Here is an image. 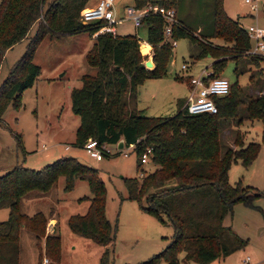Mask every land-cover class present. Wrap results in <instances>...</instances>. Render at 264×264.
<instances>
[{
	"label": "trees",
	"instance_id": "obj_1",
	"mask_svg": "<svg viewBox=\"0 0 264 264\" xmlns=\"http://www.w3.org/2000/svg\"><path fill=\"white\" fill-rule=\"evenodd\" d=\"M88 0H0V66L5 51L27 36L36 25L26 50L10 67L0 83V120L11 103L19 105V95L31 86L39 75L40 67L33 55L42 38L88 31L93 34L103 20L83 22L80 11ZM175 0H136L135 7L151 3L174 8ZM175 9V8H174ZM171 36H189L201 46L200 56L215 58L210 75L218 73L227 57L248 55L255 63L264 58L249 53L251 41L245 28L230 18L223 9V0H213V27L201 38L190 35L178 19ZM146 26L145 40L151 44L153 68H146L147 59L140 51L136 33L119 34L100 32L94 36L86 53L88 64L95 74H84L81 85L71 91V109L79 117L75 144L82 148L85 141L95 138L99 143L115 145L123 137L124 148L133 144L137 168L144 161L142 155L148 146L147 158L155 168L138 177H123L127 197L138 201L144 212L161 218L165 215L174 228L172 239L165 249L141 264H154L161 258L170 264H179L177 253L184 252V260L208 264L243 249L247 239L240 236L223 218L238 200L254 206L241 185L230 184L227 172L236 161L248 164L255 157L257 143L241 138L237 129L234 147L221 140V120L237 115L238 106L245 105L246 118L261 120L264 135V92L241 100L242 91L237 82L229 83L224 95H213L216 113L189 114L184 100H178V110L167 116H150L130 103L138 83L146 77H160L172 55V45L164 35V20L156 13L141 19ZM207 38L223 40L213 44ZM190 80V77H189ZM189 80L188 83H189ZM264 84V82H263ZM190 85V84H189ZM264 91V90H263ZM241 120V119H239ZM241 122V121H240ZM239 122V123H240ZM121 150L115 149L119 153ZM113 153H104L110 156ZM64 176L65 190H70L77 178L86 180L92 196L85 212L72 214L68 219L70 230L105 247L100 264H112L110 246L114 241L113 225L106 213V186L98 168L72 155H62L41 168L34 169L16 164L0 175V208H8V217L0 221V264H19V231L22 225L37 236H45V253L57 260L60 238L55 229L46 231L48 220L37 213L31 217L19 211V201L31 190L47 191ZM47 232V233H46Z\"/></svg>",
	"mask_w": 264,
	"mask_h": 264
},
{
	"label": "rangeland",
	"instance_id": "obj_2",
	"mask_svg": "<svg viewBox=\"0 0 264 264\" xmlns=\"http://www.w3.org/2000/svg\"><path fill=\"white\" fill-rule=\"evenodd\" d=\"M97 1L88 0L86 6H94ZM175 1L176 16L190 35L201 38L211 32L213 0ZM135 4L136 0H113L116 19H122L115 24L116 31L119 34L136 33L140 39H144L146 26H135L126 12L127 7ZM223 9L230 18L237 19L245 30L249 25L264 28V3L252 11L244 0H223ZM36 25L30 28L27 36L5 51L0 66V83L26 50ZM207 39L215 45L223 44V40L217 38ZM166 40L172 45L166 73L160 77L142 79L133 92L134 100L130 101L150 116L174 114L178 110V100H185L189 93V77L199 75L203 69L209 71L215 61L211 55L200 56V44L189 36L174 38L167 35ZM93 41V34L81 31L58 37L47 34L37 45L33 62L40 67L39 75L31 86L20 93L18 107L10 103L0 120V175L16 164L38 169L62 155L75 156L83 163L98 168L106 186V213L115 234L109 248L110 261L112 264H141L166 248L174 228L165 215L158 218L148 214L136 199L127 197L122 178L140 176L143 173L141 168L146 171L154 169V164L148 158L137 168L133 147H125L124 154L114 152L116 148L108 144L113 154L95 160L75 144L79 117L71 109V91L81 85L84 74L96 73V68L86 61V53ZM250 41L252 47L255 41ZM145 54L152 56L151 44ZM182 64L186 67L182 68ZM218 75L230 84L237 82L242 91L241 100L245 102L248 97L264 92V58L255 63L248 55L237 59L227 57ZM220 127L225 146L234 147L237 129L245 144H258L256 155L250 163L236 161L227 172L230 184L238 183L248 189L247 193L256 194L251 198L254 206L238 200L223 218L224 225H231L247 239L244 248L208 264H264L263 124L261 120L247 119L245 105L240 104L237 115L222 119ZM66 144L70 148L65 149ZM64 185V176H59L47 191L27 192L19 201V211L29 217L42 214L48 220L46 226L51 222L54 225L51 218L55 219L54 233L60 238L56 260L59 264H100L97 255L100 246L72 232L68 226L72 214L86 210L92 196L88 182L77 178L70 190H65ZM8 212V208H0V221L8 217ZM46 231L53 232L49 229ZM44 256L53 259L45 253V236H37L29 227L22 225L19 231V264H41ZM246 256L250 258L249 263L243 261ZM177 259L179 264H201L184 260L183 251L177 253ZM154 264L170 263L161 258Z\"/></svg>",
	"mask_w": 264,
	"mask_h": 264
},
{
	"label": "built area",
	"instance_id": "obj_3",
	"mask_svg": "<svg viewBox=\"0 0 264 264\" xmlns=\"http://www.w3.org/2000/svg\"><path fill=\"white\" fill-rule=\"evenodd\" d=\"M245 3L250 5L252 11H256L259 4H263L264 0H244ZM129 18L133 21L135 26H139L141 19L148 13H156L160 15L164 20V35H171L172 27L174 24H178V20L175 15V9L172 7L165 8L157 6L151 3L144 5L142 8H136L135 6H129L126 9ZM116 12L113 6V0H98L94 6H86L80 11V19L83 22H92L97 20H103V24L93 35H97L104 31H114V26L117 22H121V18L116 19ZM247 35L250 40H254L255 43L249 48L248 52L252 54H258L264 56V28L257 25H249ZM185 64H182V68H185ZM211 69L206 71L204 69L199 75L190 77L189 93L184 101V109L189 114L197 113H216L217 107L212 98L213 95H224L228 92L229 82L227 79L221 76H217L206 81L208 75H210ZM115 146V145H113ZM129 147H133L130 144ZM69 148V144L65 145V149ZM86 154L95 159L101 160L104 153H112V149L108 147L106 143H99L95 138H89L85 141L82 147ZM115 151V150H114ZM126 154L124 148L122 151ZM151 152V147L148 146L142 155L143 159H146L148 154ZM53 231L52 224L49 223L47 230ZM245 262H249V256L244 258ZM41 264H59L58 261L50 259L44 256L41 260Z\"/></svg>",
	"mask_w": 264,
	"mask_h": 264
},
{
	"label": "crops",
	"instance_id": "obj_4",
	"mask_svg": "<svg viewBox=\"0 0 264 264\" xmlns=\"http://www.w3.org/2000/svg\"><path fill=\"white\" fill-rule=\"evenodd\" d=\"M175 15H176V12H175ZM176 18H177V16H176ZM177 20H178V18H177ZM114 30L116 31V27L114 26ZM117 32V31H116ZM125 34H127V33H125ZM139 45L141 46V45H144V46H141L140 47V51H141V53L143 54V55H146L145 53H147L149 50H150V44L145 40V39H140L139 40ZM146 48H147V50H146ZM204 70V69H203ZM203 70H201V71H203ZM201 73V72H200ZM188 86H189V88H190V85H189V83H188ZM178 100V99H177ZM185 101V100H184ZM65 147V146H64ZM69 148H70V146H69ZM88 204H89V201H88V203H87V205H86V209H87V207H88ZM86 211V210H85ZM84 211V212H85ZM2 214V213H1ZM3 215V214H2ZM51 221H54V225H52V228H53V231H54V229L56 228V222H55V219L54 218H51ZM52 223V222H51ZM104 248L105 247H101L100 246V250H99V252H97V255H99V257H100V254L102 253V251L104 250ZM249 260H250V258H249ZM243 261H244V259H243ZM245 262V261H244ZM245 263H249V262H245Z\"/></svg>",
	"mask_w": 264,
	"mask_h": 264
},
{
	"label": "water",
	"instance_id": "obj_5",
	"mask_svg": "<svg viewBox=\"0 0 264 264\" xmlns=\"http://www.w3.org/2000/svg\"><path fill=\"white\" fill-rule=\"evenodd\" d=\"M144 65L146 68H153L154 67V62H153L152 56L147 57V59L144 61ZM124 143H125V140L123 137H121L116 143V149L117 150L123 149Z\"/></svg>",
	"mask_w": 264,
	"mask_h": 264
},
{
	"label": "bare ground",
	"instance_id": "obj_6",
	"mask_svg": "<svg viewBox=\"0 0 264 264\" xmlns=\"http://www.w3.org/2000/svg\"><path fill=\"white\" fill-rule=\"evenodd\" d=\"M141 46H144V45H141ZM146 50H147V48H146Z\"/></svg>",
	"mask_w": 264,
	"mask_h": 264
}]
</instances>
